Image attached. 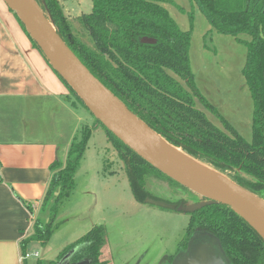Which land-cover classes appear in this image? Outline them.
I'll list each match as a JSON object with an SVG mask.
<instances>
[{"label":"trees","instance_id":"obj_1","mask_svg":"<svg viewBox=\"0 0 264 264\" xmlns=\"http://www.w3.org/2000/svg\"><path fill=\"white\" fill-rule=\"evenodd\" d=\"M191 1L206 18L210 26L208 32L231 35L245 44L242 74L253 103L250 142L245 141L196 89L188 59L191 25L182 30L170 16L164 4L172 0H91V11L78 17L81 30L88 36L87 43L74 34L58 0H36L82 63L136 116L171 145L223 174L232 172L228 175L231 180L264 199V0ZM240 35H247L249 40L241 39ZM143 36L152 37L156 42L141 43ZM196 102L215 114L223 127L208 119ZM95 121L106 139L119 148L129 188L137 202L144 203L147 196L159 199L146 186L149 172L160 174L188 190L144 161L96 118ZM90 134L91 129L82 126L79 136H74L70 142L64 164L56 159L50 165L53 175L41 209L49 206L51 217L58 203L74 187V174ZM52 198L54 202L49 204ZM188 214L187 240L180 248L186 247L191 234L206 232L219 241L231 264H264V240L228 206L213 203ZM52 225V221L42 223L37 218L33 233L22 241V254L26 253L30 242L45 244ZM104 241L105 228L96 225L67 245L56 260L37 259L35 264H58L69 252V257L62 262L75 264L86 260L89 264H105L99 258Z\"/></svg>","mask_w":264,"mask_h":264},{"label":"rangeland","instance_id":"obj_2","mask_svg":"<svg viewBox=\"0 0 264 264\" xmlns=\"http://www.w3.org/2000/svg\"><path fill=\"white\" fill-rule=\"evenodd\" d=\"M58 1L74 34L87 43L88 36L81 30L78 17L91 11V0ZM164 6L182 30L191 25L188 59L196 89L245 141L250 142L253 103L242 74L245 44L231 35L208 32L210 26L206 18L191 0H172ZM239 37L249 40L247 35ZM68 97L76 104V115L65 120V124L73 128L76 123L79 130L74 136H79L81 124L92 120L90 125H84L91 129V134L74 174V187L58 203L52 217L48 208L39 218L42 223L52 221V233L45 244L33 243L38 257H30L27 264H35L37 259L56 260L67 245L96 225L105 228V241L99 256L105 264L170 263L169 260L183 250L180 246L187 240L185 229L189 214L137 202L130 191L119 148L105 138L95 118L70 92ZM196 103L208 119L223 127L215 114L200 102ZM81 113L84 116L79 117ZM24 135L21 132V136ZM30 137L40 138L37 134ZM68 149L65 143L61 155H67ZM232 174L226 172L225 175ZM146 186L153 196L169 202L200 199L152 172L146 176ZM53 202L52 198L49 204ZM195 236L198 242L204 240L209 250L226 258L215 237L204 233ZM33 249L30 251L35 252ZM81 263L87 264V261Z\"/></svg>","mask_w":264,"mask_h":264},{"label":"crops","instance_id":"obj_3","mask_svg":"<svg viewBox=\"0 0 264 264\" xmlns=\"http://www.w3.org/2000/svg\"><path fill=\"white\" fill-rule=\"evenodd\" d=\"M68 94L0 0V264H27L33 257L21 259L22 241L46 213L41 205L53 175L50 165L56 159L64 164L61 149L79 130L76 123L73 128L65 124L76 115ZM33 243L25 252L32 253Z\"/></svg>","mask_w":264,"mask_h":264},{"label":"water","instance_id":"obj_4","mask_svg":"<svg viewBox=\"0 0 264 264\" xmlns=\"http://www.w3.org/2000/svg\"><path fill=\"white\" fill-rule=\"evenodd\" d=\"M3 2L15 14L26 35L39 48L51 69L71 88L94 118L156 170L201 198L198 201L176 203L147 196L144 203L185 213L220 203L238 214L264 240V199L171 145L136 116L82 63L58 34L36 0ZM140 41L146 44L156 42L147 36H143ZM198 233L210 234H191L186 247L173 256L168 264H231L224 250L226 258L209 250L204 240L198 242L195 236ZM70 254L67 253L58 264H67L62 261Z\"/></svg>","mask_w":264,"mask_h":264},{"label":"built area","instance_id":"obj_5","mask_svg":"<svg viewBox=\"0 0 264 264\" xmlns=\"http://www.w3.org/2000/svg\"><path fill=\"white\" fill-rule=\"evenodd\" d=\"M30 256L38 257V253L37 252H32V253L26 252L25 254H22L21 259L24 260L26 258H29Z\"/></svg>","mask_w":264,"mask_h":264},{"label":"flooded vegetation","instance_id":"obj_6","mask_svg":"<svg viewBox=\"0 0 264 264\" xmlns=\"http://www.w3.org/2000/svg\"><path fill=\"white\" fill-rule=\"evenodd\" d=\"M169 262H170V260H169Z\"/></svg>","mask_w":264,"mask_h":264}]
</instances>
